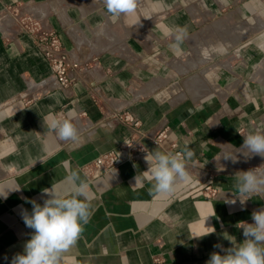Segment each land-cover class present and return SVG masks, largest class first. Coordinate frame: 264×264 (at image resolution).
<instances>
[{
	"label": "crops",
	"instance_id": "0c3cea01",
	"mask_svg": "<svg viewBox=\"0 0 264 264\" xmlns=\"http://www.w3.org/2000/svg\"><path fill=\"white\" fill-rule=\"evenodd\" d=\"M29 15L59 35L74 61L89 64L69 90L58 87L42 49L23 32ZM176 26L188 29L179 55L164 35ZM199 65L213 87L178 101L179 81ZM61 116L77 128L76 141L50 130ZM256 129L264 131V0H138L135 13L115 21L102 0H0V191L19 188L0 197V264L24 254L31 238L26 200L43 205V189L70 170L90 185L92 215L69 261L207 264L212 253L225 254L214 245L232 247L225 235L242 242L236 225L253 223L252 213L264 208V193L244 204L233 194L237 172L264 169V157L240 151ZM162 131L168 136L155 145ZM133 138L144 151L129 160ZM171 144L193 151L191 183L158 196L143 175L145 157L174 153ZM109 153L122 162L96 175L93 166ZM232 153L236 163L223 157ZM205 226L215 232L194 238Z\"/></svg>",
	"mask_w": 264,
	"mask_h": 264
},
{
	"label": "clouds",
	"instance_id": "9594fccd",
	"mask_svg": "<svg viewBox=\"0 0 264 264\" xmlns=\"http://www.w3.org/2000/svg\"><path fill=\"white\" fill-rule=\"evenodd\" d=\"M102 3L113 21L135 13L138 7V0H102ZM164 35L172 40L169 44L170 50L179 55L180 45L188 37L187 27L167 29ZM49 128L61 141L78 139V130L69 118L52 119ZM243 137L240 151L244 156L264 157V131L256 129ZM193 155V151L187 146L180 153H164L159 149L149 152L145 157L149 168L143 175L150 182H154L152 191L158 196L171 195L178 185L191 183L187 161ZM223 157L225 160L231 159L233 163L238 159L233 153ZM138 178L136 177V181ZM235 180L233 194L239 198L241 204L255 194L264 193V169L261 166L237 172ZM16 190L19 188L0 191V197L7 199L9 192ZM43 194L48 197L43 205L26 200L33 207L30 214L25 210L23 220L33 233L25 244L24 254H17L12 264H76L74 258L69 261L68 254L81 238L83 226L92 215L90 185L81 178L77 170H70L61 184H53L51 188L43 189ZM231 203H235V200ZM211 216H215V211L207 219ZM252 220L254 222L251 224L240 221L236 225L243 230L242 242L237 243L234 236L226 233L225 238L232 247L224 249L222 245H214L225 254L212 253L207 264H264V208L254 211ZM205 228L206 231L201 236L194 238L215 232L214 227Z\"/></svg>",
	"mask_w": 264,
	"mask_h": 264
},
{
	"label": "built area",
	"instance_id": "2783aa9c",
	"mask_svg": "<svg viewBox=\"0 0 264 264\" xmlns=\"http://www.w3.org/2000/svg\"><path fill=\"white\" fill-rule=\"evenodd\" d=\"M22 19V30L24 33L29 35L32 40L42 49L45 59L50 64L53 75L56 79L57 85L62 90H69L74 81L76 80L78 74L85 71L89 67V64L82 63L79 61H74L68 51L66 50L63 42L61 41L59 35L50 29H46L40 20L33 18L32 16H24ZM61 118H65L61 116ZM129 120V117H127ZM134 125H139L138 122ZM165 131L160 132L154 142L155 145H161L163 141L167 138ZM128 145V159L133 160L136 158V153L144 151L142 146H139L138 139H130L127 142ZM177 148L176 144H171V149L175 151ZM174 153H180L175 151ZM121 159L114 153H109L100 157L93 169L96 175H100L107 170L118 167L121 163ZM210 197H217L219 191L213 189L210 186L205 189ZM153 264H160L155 261Z\"/></svg>",
	"mask_w": 264,
	"mask_h": 264
},
{
	"label": "rangeland",
	"instance_id": "374dc122",
	"mask_svg": "<svg viewBox=\"0 0 264 264\" xmlns=\"http://www.w3.org/2000/svg\"><path fill=\"white\" fill-rule=\"evenodd\" d=\"M200 21L205 22L206 25L204 26L208 25V21L205 20L203 16L200 17ZM204 26H201V28H204ZM224 28H225L223 29L224 35H226V37H228L231 33H233V28H231L228 23L225 25ZM217 40L219 41V39ZM198 67L199 68L193 69L188 74L182 76V79L179 81V84L183 87H182V91H177L178 94L176 92L174 96V98H177L179 95H181V98H179L178 101L193 96L196 93L198 94L206 91L204 88H206L208 92V89H211L213 87V84L209 83L206 80L207 76L203 75L204 67H201V65H199ZM174 88L177 89L179 88V86L176 85ZM176 89L174 90L176 91Z\"/></svg>",
	"mask_w": 264,
	"mask_h": 264
}]
</instances>
